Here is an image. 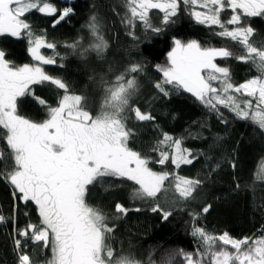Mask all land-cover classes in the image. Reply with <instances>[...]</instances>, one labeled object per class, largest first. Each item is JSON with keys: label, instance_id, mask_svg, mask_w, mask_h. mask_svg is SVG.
Segmentation results:
<instances>
[{"label": "snow or ice", "instance_id": "snow-or-ice-1", "mask_svg": "<svg viewBox=\"0 0 264 264\" xmlns=\"http://www.w3.org/2000/svg\"><path fill=\"white\" fill-rule=\"evenodd\" d=\"M181 3L191 9L188 14L196 22L218 26L220 30L213 34L238 44L243 54L236 55L228 47L203 46L195 39L184 42L173 38L174 47L167 54L168 65L156 66L164 79L153 86L165 96L169 94L168 86L183 89L221 119H224L220 112L223 106L236 118L251 121L264 130V48L250 42L255 29L245 22L246 18L264 17V0H125L126 14L121 22L131 28L140 21L146 29L158 34L163 26L176 22ZM153 9L163 12L162 27H152L149 12ZM33 10L47 16L59 13L55 24L73 14L72 7L57 9L48 0H0V36L27 38L28 52L37 62L15 66L0 49V129L5 131L7 147V152L0 150V179H6L13 186V195L18 194L25 204L34 202L40 219L39 224L29 223L19 229L17 235L42 242L44 248L51 245L52 258L47 264H144L130 254L115 255L106 242L115 231L113 220L141 209L117 203L110 220L102 209L87 202L90 188L99 185L106 192L112 186H105L108 179L130 181L134 185L130 200L151 201V212H159L162 220L167 221L172 212L161 206L160 194L171 187L178 200L187 202L195 199L194 193L203 181L154 171L147 157L129 147L135 135L128 127L130 116L136 122L155 120L139 106L141 86L137 74H143V64L128 65L110 84L101 77L104 95L99 111L93 115L85 110V97L69 94L68 85L47 74L41 66L56 63L54 58L41 53L42 48L55 49L56 44L48 43L46 34L33 33L24 18ZM226 10L231 15L222 20L221 13ZM86 27L94 42L82 48L80 55L91 51L102 59L109 47L101 34L102 24L92 15ZM80 44L78 40L68 47L76 49ZM218 58L251 63L260 74L239 85L233 84L230 68L218 64ZM45 83L64 92L55 107L39 96L34 97L38 105L48 109V118L37 123L18 115V99L34 96L32 86ZM161 137L153 147L159 165L170 160L179 169L203 155L182 147V140L168 133H161ZM232 167H236L235 163ZM259 178H264V168L259 170ZM236 187L240 188L239 183ZM210 207H203L202 213H207ZM191 215L195 220L201 213ZM4 220L0 215V222ZM191 235L200 242L195 252L174 249L161 264H173L177 256L183 264H264V237L250 242L248 237L233 239L227 232L214 236L195 224ZM14 243L19 264H35L28 252L23 251L21 239L16 238ZM224 246H231L232 250ZM147 264H155L151 253Z\"/></svg>", "mask_w": 264, "mask_h": 264}, {"label": "trees", "instance_id": "trees-1", "mask_svg": "<svg viewBox=\"0 0 264 264\" xmlns=\"http://www.w3.org/2000/svg\"><path fill=\"white\" fill-rule=\"evenodd\" d=\"M48 2L57 9L72 7L73 14L60 24H55L59 13L47 16L33 10L24 17L35 35L46 34V41L56 44L55 49H42L45 57L56 60L54 65L42 64L44 71L63 80L68 85L69 94L85 97V110L96 115L104 95L101 77L110 84L128 65L142 63L143 74H137L141 86L139 106L142 111L150 112L155 120L136 122L130 116L128 127L134 130L135 135L130 139L129 147L147 157L149 167L154 171H166L203 181L194 193L195 199L187 202L178 200L171 187L160 194L161 206L172 212L167 221L162 220L159 212H151V201L130 200L134 188L130 181L108 179L105 186H112L106 192L99 185L90 188L87 202L102 209L110 220L115 215L117 203L129 209H141L139 212L129 211L126 216L112 221L116 225L115 231L106 242L115 255L130 254L147 264L151 253L155 264H161L174 249L195 252L200 242L191 235L194 224L214 236L227 232L233 239L248 237L250 242L264 237V178H259V170L264 168V130L251 121L236 118L223 106L220 112L224 119H221L183 89L174 90L168 86L169 94L165 96L153 86L164 79L156 66L168 65L167 54L174 47L173 38L184 42L195 39L203 46L228 47L236 55L243 54L240 46L215 36L213 33L220 30L218 26L196 22L188 14L191 9L183 3L176 22L167 26H163L161 10L149 12L152 27L163 26V30L157 34L146 29L140 21H136L131 28L121 22L126 14L125 0ZM92 15H96L101 22V34L109 45L102 59L91 51L80 55L82 48L94 42L86 27ZM230 15L231 11L226 10L221 13V19L227 20ZM245 22L255 29L250 42L264 48V17L246 18ZM130 32L132 35H129ZM78 40L81 41L79 47H68ZM28 47V40L24 36H0V49L5 51V58L15 66L37 63L31 58ZM217 63L230 68L232 83L236 85L260 74L251 63L233 58H218ZM109 68H112L111 72ZM32 91L34 96L18 99L17 113L33 122H43L48 118V109L38 105L34 97L39 96L55 107L64 92L49 83L33 85ZM161 133L181 139L182 147L192 150L194 154L203 152V155H199L191 165H181L179 169L170 160L165 165H159L155 162L159 157L153 147L162 138ZM5 139V131L0 129V150L7 152ZM233 163L235 168L232 167ZM8 170L11 171L10 166ZM237 183L240 188L236 187ZM207 205H211L209 211L202 213V208ZM192 213L201 215L193 220ZM0 215L5 217L0 222V264H19L14 243L16 238L21 239L23 251L28 252L35 264H47L52 258L51 245L44 248L42 242L17 235V231L29 223L39 224L38 209L34 202L25 204L18 194L14 196L13 186L6 179H0ZM224 247L232 250L231 246ZM208 259L205 258L206 261ZM173 264L183 262L177 256Z\"/></svg>", "mask_w": 264, "mask_h": 264}, {"label": "rangeland", "instance_id": "rangeland-1", "mask_svg": "<svg viewBox=\"0 0 264 264\" xmlns=\"http://www.w3.org/2000/svg\"><path fill=\"white\" fill-rule=\"evenodd\" d=\"M65 1H72V0H65ZM43 49V48H42ZM42 49H41V53H42Z\"/></svg>", "mask_w": 264, "mask_h": 264}]
</instances>
